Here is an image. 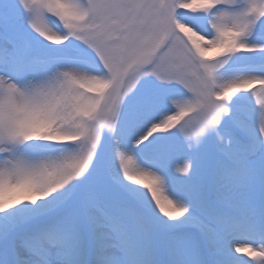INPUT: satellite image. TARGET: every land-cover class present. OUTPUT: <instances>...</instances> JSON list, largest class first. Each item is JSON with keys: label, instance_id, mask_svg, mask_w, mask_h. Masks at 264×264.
I'll list each match as a JSON object with an SVG mask.
<instances>
[{"label": "snow or ice", "instance_id": "6c2138e0", "mask_svg": "<svg viewBox=\"0 0 264 264\" xmlns=\"http://www.w3.org/2000/svg\"><path fill=\"white\" fill-rule=\"evenodd\" d=\"M0 264H264V0H0Z\"/></svg>", "mask_w": 264, "mask_h": 264}]
</instances>
